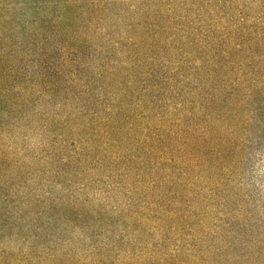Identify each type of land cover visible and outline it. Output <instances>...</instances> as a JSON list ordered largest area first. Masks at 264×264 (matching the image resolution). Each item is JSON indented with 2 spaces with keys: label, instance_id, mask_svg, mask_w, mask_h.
I'll return each mask as SVG.
<instances>
[{
  "label": "rangeland",
  "instance_id": "374dc122",
  "mask_svg": "<svg viewBox=\"0 0 264 264\" xmlns=\"http://www.w3.org/2000/svg\"><path fill=\"white\" fill-rule=\"evenodd\" d=\"M0 264H264V0H0Z\"/></svg>",
  "mask_w": 264,
  "mask_h": 264
}]
</instances>
